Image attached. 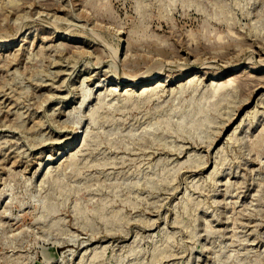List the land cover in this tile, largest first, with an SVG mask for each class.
Listing matches in <instances>:
<instances>
[{"label": "rangeland", "instance_id": "1", "mask_svg": "<svg viewBox=\"0 0 264 264\" xmlns=\"http://www.w3.org/2000/svg\"><path fill=\"white\" fill-rule=\"evenodd\" d=\"M0 264H264V0H0Z\"/></svg>", "mask_w": 264, "mask_h": 264}, {"label": "bare ground", "instance_id": "2", "mask_svg": "<svg viewBox=\"0 0 264 264\" xmlns=\"http://www.w3.org/2000/svg\"><path fill=\"white\" fill-rule=\"evenodd\" d=\"M135 79H136V78H135ZM135 79H134V80H135ZM151 80H152V79H151ZM131 81H132V82L130 83V86H137V85H139V83H141V82H133V80H131ZM144 81H145V80H144ZM149 82H150V81L145 82V83L147 84V83H149ZM145 83H144V84H145ZM159 85H162V83H159ZM98 86H99V85H98Z\"/></svg>", "mask_w": 264, "mask_h": 264}]
</instances>
